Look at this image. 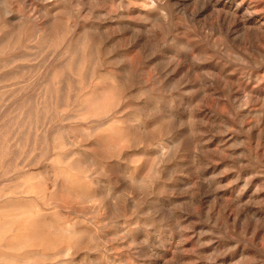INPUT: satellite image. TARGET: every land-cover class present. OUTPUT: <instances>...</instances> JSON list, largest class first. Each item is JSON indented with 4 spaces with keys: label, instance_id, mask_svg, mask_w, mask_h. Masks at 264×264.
I'll return each instance as SVG.
<instances>
[{
    "label": "rangeland",
    "instance_id": "rangeland-1",
    "mask_svg": "<svg viewBox=\"0 0 264 264\" xmlns=\"http://www.w3.org/2000/svg\"><path fill=\"white\" fill-rule=\"evenodd\" d=\"M0 5L1 264H264V0Z\"/></svg>",
    "mask_w": 264,
    "mask_h": 264
},
{
    "label": "clouds",
    "instance_id": "clouds-1",
    "mask_svg": "<svg viewBox=\"0 0 264 264\" xmlns=\"http://www.w3.org/2000/svg\"><path fill=\"white\" fill-rule=\"evenodd\" d=\"M243 51V49H241ZM250 55V53H249ZM139 82L135 79V76L131 77L129 80L125 81L119 86L118 95L119 103L121 105L127 104L131 99L143 98L133 97L130 95L131 90L134 87H139ZM154 93L150 98L157 99V97L162 98L163 95L168 92V85L164 81H159L155 84V88L150 90ZM119 111V109L117 110ZM162 112L159 109V103L157 102V107L149 114V118L161 117ZM118 118L116 113L108 119ZM107 121H105L106 123ZM128 141L133 148H156L159 146V142L150 135L138 137L135 133L134 128L129 129ZM133 153L132 155H134ZM127 164L129 165L125 171L121 174V182L124 184V191L122 192L124 202H128L134 206H139L143 200L150 194H153V189L160 183V176L158 173V165L153 168L151 173H141L140 170L136 169L131 165L130 158L127 159Z\"/></svg>",
    "mask_w": 264,
    "mask_h": 264
},
{
    "label": "bare ground",
    "instance_id": "bare-ground-1",
    "mask_svg": "<svg viewBox=\"0 0 264 264\" xmlns=\"http://www.w3.org/2000/svg\"><path fill=\"white\" fill-rule=\"evenodd\" d=\"M2 1V0H1ZM1 6V5H0ZM5 7V6H4ZM6 12V11H5ZM3 14V13H2ZM4 15V14H3ZM1 16V15H0ZM12 18V17H11ZM15 21V20H14ZM3 22V21H2ZM16 24V23H15ZM12 29V28H11ZM3 33V32H2ZM0 35H2V34H0ZM3 36V35H2ZM2 47V46H1ZM12 64V63H11ZM14 67V66H13ZM1 68V67H0ZM3 68V67H2ZM1 68V69H2ZM74 71V70H73ZM16 74V73H15ZM73 76V75H72ZM2 78V77H1ZM6 146V145H5ZM1 155V154H0ZM5 155H6V153H5ZM27 180V179H26ZM22 186V185H21ZM25 187V186H24ZM27 187V186H26ZM20 189H22V188H20ZM22 190H24V189H22ZM26 192H28V191H26ZM22 193V192H21ZM29 193V192H28ZM8 207H9V205H8ZM11 210V209H10ZM10 210H8V212L10 211ZM23 210V209H22ZM1 213H2V211H1ZM5 213V212H4ZM1 217V216H0ZM7 217V216H6ZM2 218V217H1ZM16 218V217H15ZM19 218V217H18ZM3 219V218H2ZM10 220V219H9ZM14 221V220H13ZM10 222V221H9ZM31 222V221H30ZM2 223V222H1ZM11 223H13V222H11ZM3 225H6L7 223H2ZM29 225H31V224H29ZM1 226V225H0ZM10 226V225H9ZM2 227V226H1ZM26 227V226H25ZM24 228V227H23ZM22 228V229H23ZM50 228H51V226H50ZM4 229H6V228H4ZM3 229V230H4ZM18 229V228H17ZM52 235V234H51ZM53 236H54V234H53ZM57 236V235H56ZM11 237V236H10ZM54 238H56V237H54ZM53 238V239H54ZM56 239H58V237L56 238ZM7 243L9 242V241H6ZM10 243V242H9ZM25 243V242H24ZM5 245H6V243H5ZM7 246V245H6ZM25 252V251H24ZM27 253V252H26ZM32 254V253H31ZM38 254V253H37ZM8 255V254H7ZM29 255V254H28ZM28 255H27V257H28ZM9 256H11V255H9ZM14 256V255H13ZM32 256V255H31ZM36 256V255H35ZM39 256V255H38ZM24 257V256H23ZM3 258V257H2ZM5 258H6V256H5ZM14 258V257H13ZM29 258V257H28ZM32 258V257H31ZM45 258V257H44ZM48 258V257H47ZM10 259V258H9ZM12 259V258H11ZM29 260V259H28ZM13 261V260H12ZM17 262V261H16ZM1 264V263H0Z\"/></svg>",
    "mask_w": 264,
    "mask_h": 264
},
{
    "label": "snow or ice",
    "instance_id": "snow-or-ice-1",
    "mask_svg": "<svg viewBox=\"0 0 264 264\" xmlns=\"http://www.w3.org/2000/svg\"><path fill=\"white\" fill-rule=\"evenodd\" d=\"M199 61L196 59V58H193V63L195 64V63H198ZM127 119V118H126ZM101 150H103V149H101ZM113 158H115V159H117V160H120V157H113ZM127 158H125V159H123V160H121V163H124V164H127Z\"/></svg>",
    "mask_w": 264,
    "mask_h": 264
}]
</instances>
